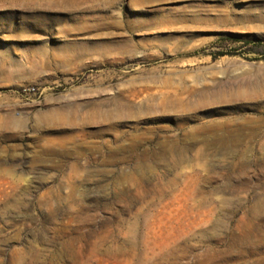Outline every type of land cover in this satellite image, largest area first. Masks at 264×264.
I'll return each instance as SVG.
<instances>
[{"label":"rangeland","instance_id":"obj_1","mask_svg":"<svg viewBox=\"0 0 264 264\" xmlns=\"http://www.w3.org/2000/svg\"><path fill=\"white\" fill-rule=\"evenodd\" d=\"M264 0H0V264H264Z\"/></svg>","mask_w":264,"mask_h":264},{"label":"trees","instance_id":"obj_2","mask_svg":"<svg viewBox=\"0 0 264 264\" xmlns=\"http://www.w3.org/2000/svg\"><path fill=\"white\" fill-rule=\"evenodd\" d=\"M247 44H252V46H254V48L264 47V43L263 42L248 41Z\"/></svg>","mask_w":264,"mask_h":264}]
</instances>
